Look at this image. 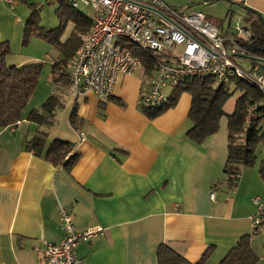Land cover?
Instances as JSON below:
<instances>
[{
	"label": "crops",
	"instance_id": "1",
	"mask_svg": "<svg viewBox=\"0 0 264 264\" xmlns=\"http://www.w3.org/2000/svg\"><path fill=\"white\" fill-rule=\"evenodd\" d=\"M232 2L264 18V0ZM12 5L0 4V43L16 41L20 24L30 15L17 17ZM29 63L34 62L25 58L14 65ZM138 73L121 76L107 99L92 93L76 96L71 88L55 85L52 75L54 88L45 98L57 95L64 103L56 123L44 129L25 117L0 129V264H43L44 243L59 242L64 235L61 207L71 210L78 231L105 229L103 235L77 246L83 264H157L163 243L191 262L213 246L206 264H219L245 235H252L254 248L255 209L232 196L237 189L229 190L223 172L227 118V135L219 131L196 144L187 136L192 96L182 93L174 106L148 118L139 101L152 73L146 68ZM172 91L166 89L167 99ZM227 104L224 112L230 115L236 102ZM74 110L78 120L73 125ZM41 129L49 142L74 146L79 158L71 168L53 166L26 150V143ZM251 177L244 178L254 185Z\"/></svg>",
	"mask_w": 264,
	"mask_h": 264
},
{
	"label": "built area",
	"instance_id": "2",
	"mask_svg": "<svg viewBox=\"0 0 264 264\" xmlns=\"http://www.w3.org/2000/svg\"><path fill=\"white\" fill-rule=\"evenodd\" d=\"M14 2L0 0V4ZM71 5L88 8L92 25L70 68L71 90L76 96L112 97L119 76L136 75L146 57L155 66L141 95L142 107L162 108L166 89L194 77H210L216 88L237 79L260 91L264 105V62L249 70L236 62L237 57H253L246 46L252 31L246 25L225 31L203 13L175 10L163 0H71ZM257 111V104L250 106L248 129ZM254 203L257 209L251 221L256 235L264 233V199L256 197ZM59 220L63 238L44 243L43 264H83L77 246L103 235L105 229L94 226L78 231L67 207L60 208Z\"/></svg>",
	"mask_w": 264,
	"mask_h": 264
},
{
	"label": "trees",
	"instance_id": "3",
	"mask_svg": "<svg viewBox=\"0 0 264 264\" xmlns=\"http://www.w3.org/2000/svg\"><path fill=\"white\" fill-rule=\"evenodd\" d=\"M32 12L25 23V40L30 34L44 38L54 44L60 53L59 59L52 66L53 82L62 88H71L70 67L75 59L83 39L91 30V22L87 15L73 8L71 0H60L57 14L60 25L54 29L40 28L36 24V9L32 4ZM247 9L244 16L246 26L252 31L251 39L246 46L253 55L254 67L264 61V18L258 12ZM72 20L74 29L70 37L62 42L61 36L66 23ZM135 53L136 50L133 49ZM9 42L0 43V129L17 125L25 117L26 120L44 129L56 123V114L64 108L60 96L51 95L39 109L26 111L27 105L34 96L42 70V63L34 62L22 66H7L6 59L10 55ZM138 54V52H136ZM257 59V60H255ZM148 74L152 73L155 63L150 58H144ZM147 89V87H146ZM178 89V92L174 90ZM162 108H145L148 118L156 117L161 111L174 106L183 91L192 96L189 120L192 127L187 136L196 144L204 143L209 137L215 135L220 129V123L226 116L228 122V158L223 168L228 176L229 186L234 188L241 175L242 167H252L257 161L256 148L264 139V105L263 95L257 89L237 80L230 79L226 84L215 87L214 79L210 77L189 78L177 85ZM239 91L235 110L225 115L224 106ZM144 92V91H143ZM123 105L121 101H117ZM257 104L258 111L253 118V126L247 128V117L251 105ZM75 110L71 115V124L77 122ZM39 130L26 143V150L37 157H43L53 166L71 168L79 158L74 146L66 141H48L47 132ZM240 140V141H239ZM259 174L264 181V160L259 165ZM252 235L241 237L237 244L229 251L219 264H256L260 259L251 244ZM214 247H209L197 262L187 260L168 244H161L157 252V264H206L213 254Z\"/></svg>",
	"mask_w": 264,
	"mask_h": 264
},
{
	"label": "rangeland",
	"instance_id": "4",
	"mask_svg": "<svg viewBox=\"0 0 264 264\" xmlns=\"http://www.w3.org/2000/svg\"><path fill=\"white\" fill-rule=\"evenodd\" d=\"M14 1L15 2L12 5V7H14L15 15L17 17H20L21 19L24 20L27 15L31 14L32 7L30 5L32 4L33 6H35L36 9V16H35L36 24L40 28L54 29L59 27L60 20L57 14V10L60 6V0H14ZM163 1L170 8L175 10L178 9L187 10V13H197V12L203 13L204 15H206L208 20H210L214 25L218 27H226V28L227 26L235 27L236 25H241V26L246 25L244 22V16L247 13L246 8L250 9V7H248L247 5L238 4V2L233 3L232 2L233 0H163ZM77 9L85 15L88 14V8L84 6H80ZM73 29H74V23L72 20H69L64 27L60 40L62 42L66 41L70 37ZM24 40H25V24L23 22L20 24V36L16 41L9 43L11 53L6 59V64L9 67L16 66L14 65L15 60L19 61L25 58H28L33 62H39L43 64L41 74L39 77L38 86L36 88L34 96L31 99V102L27 106L28 111H30L32 109H39L41 105L47 100L45 98L46 95L51 94L52 88H54L52 82V66L54 62H56L59 59L60 53L52 42L44 38H38L33 34H30L28 37H26V42H24ZM180 49L181 46L178 47V51H180ZM236 62L239 66H241L246 70H249L253 66L252 61L248 59L237 58ZM143 67H145V65H143ZM70 68L71 66L68 67L69 71ZM120 77L121 76H119V78ZM174 89L175 88H173V90ZM175 91L178 92L179 90L176 89L174 90V92ZM182 93L190 94L187 91H183ZM239 94H240L239 91L233 93L232 97L228 101L227 104L228 107L234 105ZM42 100L45 101L43 102ZM168 100L169 99H167V101ZM140 104H141V98L139 101V106ZM168 108H170L169 104L167 106V109ZM140 109L142 110L141 107ZM142 111L144 112V110ZM225 120L226 117H224L221 120L219 131L220 133L224 131L227 135ZM256 156H257V161L254 166L245 167V168L242 167L241 173L243 174V176L241 178L239 186L238 184L235 185L234 188L229 186L230 191H234L235 189H237L236 191H234V194H232L233 197H238V199L244 204L249 203L250 205H253L255 211L257 209V206L254 203V198L260 197L264 199V181L262 180L259 174V165L262 162V160H264V139L261 140L257 145ZM246 175L252 176L251 178L254 181V185L253 183L248 184L247 181H245L244 177H246ZM225 179L226 178H224V180ZM214 191L212 193L213 195H214ZM246 197L249 198V201L246 199ZM253 246L255 248L256 254L260 258L256 264H264V233L256 234L255 241L253 242Z\"/></svg>",
	"mask_w": 264,
	"mask_h": 264
},
{
	"label": "water",
	"instance_id": "5",
	"mask_svg": "<svg viewBox=\"0 0 264 264\" xmlns=\"http://www.w3.org/2000/svg\"><path fill=\"white\" fill-rule=\"evenodd\" d=\"M255 60H257V59H255ZM259 62H264V61H262V60H258Z\"/></svg>",
	"mask_w": 264,
	"mask_h": 264
}]
</instances>
